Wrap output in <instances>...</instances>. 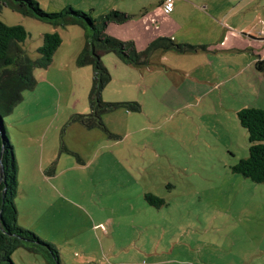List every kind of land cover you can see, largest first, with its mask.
<instances>
[{
    "label": "rangeland",
    "instance_id": "rangeland-1",
    "mask_svg": "<svg viewBox=\"0 0 264 264\" xmlns=\"http://www.w3.org/2000/svg\"><path fill=\"white\" fill-rule=\"evenodd\" d=\"M45 11L67 5L97 16L118 9L134 30H163L175 44L150 65L101 55L110 79L105 129L72 117L90 112L93 71L77 65L78 25L53 26L8 7L0 20L28 32L31 58L44 32L61 44L35 85L4 117L14 147L17 224L52 243L62 264H264V184L231 167L248 155L236 112L264 108V0H36ZM140 51L139 49H137ZM153 195L147 199L144 195ZM14 264H47L22 247Z\"/></svg>",
    "mask_w": 264,
    "mask_h": 264
},
{
    "label": "trees",
    "instance_id": "trees-1",
    "mask_svg": "<svg viewBox=\"0 0 264 264\" xmlns=\"http://www.w3.org/2000/svg\"><path fill=\"white\" fill-rule=\"evenodd\" d=\"M8 7L22 15L32 17L53 26L78 25L84 30V45L76 57L77 65L92 66V86L88 94L90 112L72 117L87 128L105 129L103 113L129 103L105 102L101 91L110 79V74L101 60V55L113 53L121 62L133 66L150 65V57L156 50L175 49L180 52L195 50L197 47L175 44L167 37H157L138 51L133 41H123L109 35V24H122L131 16L118 9H111L100 15L78 11L71 5L59 11H45L36 0H0V9ZM28 32L20 24L8 25L0 20V264H14L12 253L19 247L40 255L47 264H62L56 247L40 238L32 231L17 224V208L14 198L18 193L17 171L14 147L9 141L4 127V117L22 99V92L35 85L33 71L46 68L52 61L56 49L61 44L57 31L44 32L42 43L36 48L37 56L31 58L23 47ZM263 60L255 66L263 70ZM240 125L248 136V155L240 158L232 167L234 173L255 182L264 184V108L244 106L236 112ZM150 199L153 195H144Z\"/></svg>",
    "mask_w": 264,
    "mask_h": 264
},
{
    "label": "crops",
    "instance_id": "crops-1",
    "mask_svg": "<svg viewBox=\"0 0 264 264\" xmlns=\"http://www.w3.org/2000/svg\"><path fill=\"white\" fill-rule=\"evenodd\" d=\"M162 1L163 0H160L158 5H162ZM145 13H146L145 10H143V9L140 10L138 16L141 17V20H139L138 23H135V21L133 19H131V18L128 21H126L125 23H122V24L111 23V24H109L107 26L106 32L109 35H111V36H113L115 38H118L120 40H123V41L131 40V41L134 42L136 49L142 50V49H144L146 47V45L150 41L154 40L159 35H161L163 33L169 35L168 34L169 29L171 27L175 26V24L172 23V21H170L169 22V26L165 27L164 31L163 30H155V31L149 32V30L151 29V25L147 27L148 29L140 28V30H138V31L134 30L133 29V23H135V25H140V27H141L140 22H142V17L144 16ZM263 59H258V60H263ZM248 106H251V105H248Z\"/></svg>",
    "mask_w": 264,
    "mask_h": 264
},
{
    "label": "built area",
    "instance_id": "built-area-1",
    "mask_svg": "<svg viewBox=\"0 0 264 264\" xmlns=\"http://www.w3.org/2000/svg\"><path fill=\"white\" fill-rule=\"evenodd\" d=\"M162 7L164 11L168 12L172 8V0H163L162 1Z\"/></svg>",
    "mask_w": 264,
    "mask_h": 264
},
{
    "label": "water",
    "instance_id": "water-1",
    "mask_svg": "<svg viewBox=\"0 0 264 264\" xmlns=\"http://www.w3.org/2000/svg\"><path fill=\"white\" fill-rule=\"evenodd\" d=\"M0 174L2 175V164L0 163Z\"/></svg>",
    "mask_w": 264,
    "mask_h": 264
}]
</instances>
